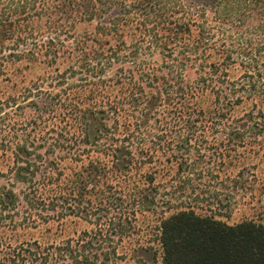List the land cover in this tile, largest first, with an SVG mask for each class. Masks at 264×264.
<instances>
[{
    "label": "trees",
    "instance_id": "trees-1",
    "mask_svg": "<svg viewBox=\"0 0 264 264\" xmlns=\"http://www.w3.org/2000/svg\"><path fill=\"white\" fill-rule=\"evenodd\" d=\"M81 24L88 30L76 35ZM263 57L264 0H0V89L13 92L0 91V229L67 218L88 226L51 244L0 238V264L121 261L120 244H107L121 243L153 192L152 177L131 182L158 151L146 139L262 133L263 122L229 127L227 117L242 104L248 121L264 115ZM231 67L242 72L236 81ZM206 96L207 112L196 106ZM182 208L159 220L162 264H264L263 224Z\"/></svg>",
    "mask_w": 264,
    "mask_h": 264
},
{
    "label": "rangeland",
    "instance_id": "rangeland-1",
    "mask_svg": "<svg viewBox=\"0 0 264 264\" xmlns=\"http://www.w3.org/2000/svg\"><path fill=\"white\" fill-rule=\"evenodd\" d=\"M220 1L222 0H188L193 5L204 3L211 8ZM86 29V25L81 24L76 27L74 33L80 35ZM249 30L253 33L252 28ZM252 35L260 37L256 33ZM236 61L243 65L247 63V60L240 57H237ZM257 62L258 67L264 69V57L263 61L257 60ZM236 68L231 67L228 70V78L232 81L239 79L242 74L239 68ZM186 77L188 82L184 84H191V73ZM241 81H245V78ZM11 89V86L6 85L0 91L10 93ZM211 100V97L206 96L196 106L207 112L211 109ZM245 113L243 104L235 107L231 117H227L229 127L235 122L241 123L239 125L245 122L250 126L264 123L263 113H259V121H248L244 117ZM219 124L221 128L225 125L224 122ZM166 130L173 131L169 128ZM177 132L178 134L172 136L159 133L158 136L148 137L145 141L143 148L153 147L158 151L154 153L155 157L151 163L142 165L139 173L131 176V182H138L141 185L143 183L146 187L148 186L146 177L147 179L152 177L148 189L153 192H150L145 203L149 208H146V211L141 208L134 213L132 230H127L126 237L121 239V243L120 238L116 236L110 238L107 245L112 247L120 244L121 247L119 253L123 258L117 264H162L157 228L159 220L180 210V207L192 208L200 215H215L228 224L252 219L264 225V130L257 136L252 135L249 130L245 132L238 130L236 135L233 134L234 130L221 129L204 132L199 129L194 130L195 133H187L180 129ZM181 143L183 146L177 148ZM175 153L178 159L172 160L170 156ZM7 157L8 155L0 156V171L5 170L8 164ZM101 159L104 160V167L110 165L109 158ZM180 160L188 163L187 168H183L184 171L181 169L182 173L179 172V166L182 165ZM117 176L113 177L111 185H120L121 178ZM169 201L172 206L171 211L165 210V203ZM86 228L88 226L84 222L67 218L60 222L41 225L35 230L0 229V238L10 243L35 240L51 244L72 237L74 233Z\"/></svg>",
    "mask_w": 264,
    "mask_h": 264
}]
</instances>
